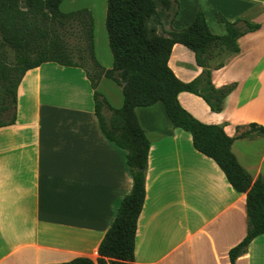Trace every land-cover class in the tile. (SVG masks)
I'll list each match as a JSON object with an SVG mask.
<instances>
[{
    "label": "crops",
    "instance_id": "crops-1",
    "mask_svg": "<svg viewBox=\"0 0 264 264\" xmlns=\"http://www.w3.org/2000/svg\"><path fill=\"white\" fill-rule=\"evenodd\" d=\"M178 1L177 15L165 21L167 31L188 27L198 10L217 35L226 28L216 13L260 25L241 37L240 52L213 72L217 88L237 83L223 112L213 113L189 92L178 99L197 120L222 125L236 138L237 160L253 182L264 180V136L237 138L247 130L238 127L264 126V0H195L185 15ZM169 66L186 83L202 72L193 52L181 44L173 47ZM108 80L102 78L99 88L110 86L116 95L103 94L120 108L122 88ZM93 95L82 68L45 63L23 77L16 121L0 128V264L97 259L133 177L127 152L102 132ZM136 113L151 147L135 263L231 264L230 250L247 235L246 194L236 192L219 166L194 148L188 132L172 128L162 104ZM103 114L109 118L111 112ZM236 264H264V234Z\"/></svg>",
    "mask_w": 264,
    "mask_h": 264
},
{
    "label": "trees",
    "instance_id": "trees-1",
    "mask_svg": "<svg viewBox=\"0 0 264 264\" xmlns=\"http://www.w3.org/2000/svg\"><path fill=\"white\" fill-rule=\"evenodd\" d=\"M64 0H0V37L15 54L13 66L0 57V128L16 121L17 90L25 74L45 63L85 70L94 91L95 113L104 135L127 152V165L133 177L132 191L122 200L116 218L98 248V257H77L54 264H136L135 239L138 220L146 198V171L151 142L142 128L136 110L162 104L174 129L188 132L194 148L212 159L238 193L246 194L247 235L229 252L231 264L247 252L251 242L264 234V180L253 182L232 151L236 138L226 134L222 125H208L185 110L178 96L189 92L202 98L213 113H221L227 97L237 83L217 88L214 71L225 66L226 59L240 52L238 40L260 29L245 20L230 21L216 13L226 28L224 35L214 34L205 14L198 10L193 22L182 30L165 29L177 0H108L105 25L113 56L110 69L96 58L95 20L89 10L64 13ZM80 26L78 34L85 42L75 50L89 56L97 68L96 76L75 61L74 50L66 37L71 26ZM181 44L194 54L201 74L191 82L181 81L169 66L173 47ZM82 57V56H81ZM82 59V58H81ZM102 78L122 88L123 104L114 108L97 86ZM13 109L9 120L4 116ZM109 111V118L104 112ZM237 138L264 136V126L251 123Z\"/></svg>",
    "mask_w": 264,
    "mask_h": 264
},
{
    "label": "rangeland",
    "instance_id": "rangeland-1",
    "mask_svg": "<svg viewBox=\"0 0 264 264\" xmlns=\"http://www.w3.org/2000/svg\"><path fill=\"white\" fill-rule=\"evenodd\" d=\"M107 1L108 0H64L63 4L61 5V11L64 13H70V12H76L79 10L87 9L92 13L94 20H95L94 41H95L96 58L100 62V64H103L104 66H107V65L112 66L113 56L111 53V49L109 47L108 34L106 31V25H105V11L107 7ZM182 2H183V5H182L181 10L184 13V15L187 13H190L192 8L194 7L195 0H182ZM177 9H178V5L175 4L171 13L177 11ZM79 29H80V26H77V25L69 27L68 31L73 32V33H71L70 35L66 37V41L68 45L74 50L75 61L81 63L87 69V72L89 74H91L92 76H96L97 68L93 66V63L91 62L89 56L87 54L83 56L77 51H75L78 49H82L85 46L84 40L78 34ZM0 57L5 59V61L10 66H13L15 64L14 52L9 47L2 44L1 37H0ZM107 82L109 84H112L110 80H108ZM99 85L97 86L98 92L101 93L103 97L106 98V100L108 101V103H110V105H112L111 104L112 102H109L108 98L104 96L103 93L104 91H108L109 95L112 94L115 96L116 92L113 91L110 86L107 88L104 86L102 88H99L100 87ZM121 94L123 95V93ZM112 106L114 107V104ZM12 113H13V109H11L4 116V120H9Z\"/></svg>",
    "mask_w": 264,
    "mask_h": 264
}]
</instances>
